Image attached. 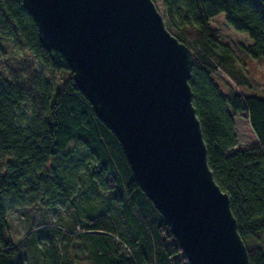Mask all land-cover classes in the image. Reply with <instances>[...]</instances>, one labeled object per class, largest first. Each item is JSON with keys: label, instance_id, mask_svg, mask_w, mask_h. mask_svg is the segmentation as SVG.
<instances>
[{"label": "trees", "instance_id": "16d2710c", "mask_svg": "<svg viewBox=\"0 0 264 264\" xmlns=\"http://www.w3.org/2000/svg\"><path fill=\"white\" fill-rule=\"evenodd\" d=\"M159 1L169 31L194 52L189 83L209 166L230 196L250 263L264 264V96L236 91L229 82L223 88L219 73L241 88H253L255 81L234 50L218 41L212 26L224 13L228 25L252 40L244 46L246 53L264 59V0ZM6 40L28 52L40 70L29 73L24 83H10L0 72V264H22L17 256L34 243L28 240L32 232L19 243L12 241L6 198L21 202L25 192L36 195L41 187L51 197L70 201L75 176L86 166H91L93 183L106 189L108 185L111 210L99 212L90 206L82 222L71 220L73 228L89 230L78 231V240L87 241L78 252L77 236L71 238L77 229L60 230L66 239L60 247L52 238L54 228H47L50 247L42 252L50 257L45 264H189L169 224L136 179L120 139L96 114L66 58L43 47L37 22L22 0H0V41ZM60 73L64 78L59 86L55 82ZM26 100L32 116L24 125L18 110ZM237 116L248 120L259 143L237 147ZM73 141L85 149L78 160L63 156ZM40 224L33 223L30 230Z\"/></svg>", "mask_w": 264, "mask_h": 264}, {"label": "water", "instance_id": "95a60500", "mask_svg": "<svg viewBox=\"0 0 264 264\" xmlns=\"http://www.w3.org/2000/svg\"><path fill=\"white\" fill-rule=\"evenodd\" d=\"M39 40L67 60L118 136L136 179L189 264H251L216 182L189 83L194 52L154 0H22Z\"/></svg>", "mask_w": 264, "mask_h": 264}, {"label": "rangeland", "instance_id": "374dc122", "mask_svg": "<svg viewBox=\"0 0 264 264\" xmlns=\"http://www.w3.org/2000/svg\"><path fill=\"white\" fill-rule=\"evenodd\" d=\"M154 2L165 21V11L161 2L159 0H154ZM212 26L218 30V41L229 45L234 50L239 64L246 68L248 74L255 81L253 88H241L224 73H219L223 88L227 89L229 82L231 88L233 87L236 91L242 90L245 93L264 96V59H257L246 53L244 46L252 42L249 35L246 32L235 30L228 25L224 13L213 19ZM39 70L40 67H38L37 62L28 52L15 48L7 40L0 41V72L10 83H24L29 73H35ZM58 76L59 81L55 80V84L60 86L62 85L61 80L64 78V74L60 73ZM47 78L51 80V75H47ZM18 116L22 124L30 123L32 115L29 100L24 101L18 110ZM236 132L238 135L237 147L247 148L259 143L254 130L244 116L236 117ZM68 154H71V158L78 160L84 157L85 149L77 141H73L64 151L63 156L68 157ZM90 168L91 166H86L78 170L79 172H77L75 180L72 183L74 188L71 195L72 201H67L60 197H51L41 187L36 195L25 192V196L21 202L12 196L6 198L5 207L7 210L8 230L12 241L19 243L26 237L27 233L32 232L28 240L29 242H34L33 245L23 248L16 260L22 262V264H45L48 261V257L50 256H47L46 252L47 248L50 247V243L46 236L48 232L47 228H54L51 230L52 238L60 247H63L66 241L60 230L65 231L66 229H70L71 231L77 229V232L74 231L76 233H73V236H71V238L77 236L78 248L75 250L76 252L80 248L87 246L86 239L78 240L79 235L77 234L79 233L78 231L88 232V227L77 225L76 228H73L71 220L75 219L82 222V217L85 215L84 209L87 207L91 206L101 212L102 210L110 211L112 206L106 197L109 189L108 185L106 189L104 186L98 187L96 183H93L89 177ZM107 181L109 182V186L113 185L109 177H107ZM36 222H40L41 224L30 230L31 225ZM42 250L46 252H42Z\"/></svg>", "mask_w": 264, "mask_h": 264}]
</instances>
